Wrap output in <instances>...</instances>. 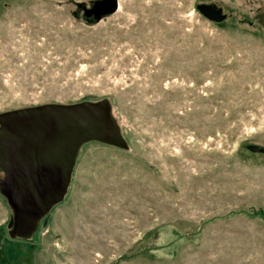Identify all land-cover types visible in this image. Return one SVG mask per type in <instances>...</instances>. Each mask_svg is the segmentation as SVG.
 Instances as JSON below:
<instances>
[{
    "label": "rangeland",
    "instance_id": "374dc122",
    "mask_svg": "<svg viewBox=\"0 0 264 264\" xmlns=\"http://www.w3.org/2000/svg\"><path fill=\"white\" fill-rule=\"evenodd\" d=\"M110 2L0 0V115L108 102L127 144L84 145L30 237L0 187L1 262L264 264V0Z\"/></svg>",
    "mask_w": 264,
    "mask_h": 264
},
{
    "label": "water",
    "instance_id": "95a60500",
    "mask_svg": "<svg viewBox=\"0 0 264 264\" xmlns=\"http://www.w3.org/2000/svg\"><path fill=\"white\" fill-rule=\"evenodd\" d=\"M109 9H115L114 0ZM211 22L214 5L197 6ZM91 142L127 148L108 102L45 105L0 115L1 194L13 211L10 237H30L69 191L77 156Z\"/></svg>",
    "mask_w": 264,
    "mask_h": 264
},
{
    "label": "trees",
    "instance_id": "16d2710c",
    "mask_svg": "<svg viewBox=\"0 0 264 264\" xmlns=\"http://www.w3.org/2000/svg\"><path fill=\"white\" fill-rule=\"evenodd\" d=\"M253 148H260L261 149V147H259V146H253ZM10 233V232H9ZM16 239H18V238H16ZM19 240V239H18ZM22 240V239H21ZM30 250H31V248L27 251V252H25L23 255H21V256H19V257H17L16 259H14V260H11V261H9L8 263L9 264H21L22 262V259L25 257V256H28V255H30ZM1 257V256H0ZM3 258H5V257H3ZM0 264H3V262H1V259H0Z\"/></svg>",
    "mask_w": 264,
    "mask_h": 264
}]
</instances>
